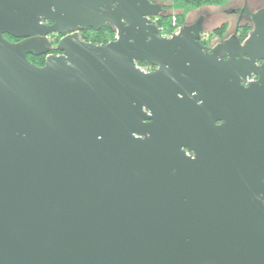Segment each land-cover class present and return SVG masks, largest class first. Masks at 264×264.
Returning <instances> with one entry per match:
<instances>
[{
    "label": "water",
    "instance_id": "95a60500",
    "mask_svg": "<svg viewBox=\"0 0 264 264\" xmlns=\"http://www.w3.org/2000/svg\"><path fill=\"white\" fill-rule=\"evenodd\" d=\"M162 14L0 0V264H264V13L211 53Z\"/></svg>",
    "mask_w": 264,
    "mask_h": 264
},
{
    "label": "trees",
    "instance_id": "16d2710c",
    "mask_svg": "<svg viewBox=\"0 0 264 264\" xmlns=\"http://www.w3.org/2000/svg\"><path fill=\"white\" fill-rule=\"evenodd\" d=\"M231 0H160V4L163 8V14L156 21V25L159 28H163L170 35H173L177 32V29L183 26L186 22L187 17L192 12L199 10L204 7H220L225 5ZM174 18V21H172ZM174 23V26L172 24ZM228 29L227 24L222 25L221 27L213 31L212 37H222ZM247 28L245 29V31ZM244 31V32H245ZM83 35L86 38V41L94 44H106L114 40L115 32L110 27H105L99 31L87 30L83 32ZM4 38L12 42V38L4 35ZM52 45L51 54L60 53L56 50V45ZM45 56H28L27 60L38 67L44 65ZM147 65V64H142ZM140 65V66H142Z\"/></svg>",
    "mask_w": 264,
    "mask_h": 264
},
{
    "label": "flooded vegetation",
    "instance_id": "af4514ba",
    "mask_svg": "<svg viewBox=\"0 0 264 264\" xmlns=\"http://www.w3.org/2000/svg\"><path fill=\"white\" fill-rule=\"evenodd\" d=\"M157 3L160 4V0H157ZM257 13H264V5L257 4V3H251V2H249V0H244V4L242 5V7H240L235 13V17H236L235 19L236 20H235L234 28H233L232 32H231L230 23L224 22L221 25H219L218 27L214 28L209 33H204L202 31L200 34L199 42L205 47V49L208 53H211V50L213 48H215L216 46H219L224 41L229 40L233 35L235 36L237 42L239 44L243 45L244 40L247 38V36L249 35V33L253 29L252 17L254 15H256ZM188 17H187L186 22L183 26H189V27L192 26V25H187ZM173 19L174 18H172V21H173ZM157 20H158V18L155 19V22ZM224 24H227V26H228L226 33L222 37H212L213 31L215 29L221 27ZM172 26H174V23L172 24ZM183 26H181V27H183ZM180 28L177 29V32ZM246 28H247V30L245 31ZM158 29H159V36L160 37L169 38L172 36L168 32H166L163 28L158 27ZM62 37L63 36H61V35L60 36L59 35L50 36V40H51L52 45L55 44L56 41H59ZM15 42H19V40L13 39L12 43H15ZM59 54H61V53H58L55 55H59ZM224 59H226V56L224 57ZM257 64L260 65L261 62H258ZM141 67L148 68L150 70V72L154 70V68H152L148 65H142ZM252 80H255V78Z\"/></svg>",
    "mask_w": 264,
    "mask_h": 264
},
{
    "label": "rangeland",
    "instance_id": "374dc122",
    "mask_svg": "<svg viewBox=\"0 0 264 264\" xmlns=\"http://www.w3.org/2000/svg\"><path fill=\"white\" fill-rule=\"evenodd\" d=\"M249 2L264 5V0H249ZM243 4L244 0H231L221 7L201 8L189 14L187 25L199 27L204 33H209L222 23L229 22L232 32L236 20L235 13Z\"/></svg>",
    "mask_w": 264,
    "mask_h": 264
},
{
    "label": "built area",
    "instance_id": "2783aa9c",
    "mask_svg": "<svg viewBox=\"0 0 264 264\" xmlns=\"http://www.w3.org/2000/svg\"><path fill=\"white\" fill-rule=\"evenodd\" d=\"M173 21H174V19H173ZM115 38V37H114ZM140 69L143 71V72H150V70L148 69V68H144V67H141L140 66Z\"/></svg>",
    "mask_w": 264,
    "mask_h": 264
}]
</instances>
